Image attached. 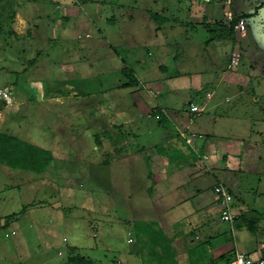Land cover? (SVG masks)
I'll list each match as a JSON object with an SVG mask.
<instances>
[{"label":"rangeland","instance_id":"1","mask_svg":"<svg viewBox=\"0 0 264 264\" xmlns=\"http://www.w3.org/2000/svg\"><path fill=\"white\" fill-rule=\"evenodd\" d=\"M229 12L234 19L249 15L242 18L244 35L216 32L228 29ZM156 56L160 61L148 67L149 80L163 84L188 71L194 86L189 99L206 107L195 123L208 126L218 115L219 132L232 133L234 119L224 117L222 108L210 110L195 87L202 93L206 85L215 89L216 69L227 70L221 75L226 83L236 82L237 69L240 74L243 67H261L264 0H0V101L6 105L0 136L53 154L44 173L0 170V264H68L77 255L94 264H219L222 256L257 254L264 247L263 168L245 174L241 195H232V212L242 216L236 222L222 220L211 191L209 198L177 195L169 206L195 201L189 208L183 204V212L165 214L168 203L156 193L168 170L149 154L164 141L150 138L161 135L158 120L167 123L175 108L163 113L152 107L147 113L155 118L136 120V94L143 90L142 99L154 98L137 74V60L148 66ZM249 76L252 88L223 106L240 101L235 118L247 115L250 94L261 90L258 83L264 86ZM132 78L137 82L125 86ZM221 89L220 97L233 94L224 84ZM186 108L177 106V113ZM169 131L171 139L179 136Z\"/></svg>","mask_w":264,"mask_h":264},{"label":"crops","instance_id":"2","mask_svg":"<svg viewBox=\"0 0 264 264\" xmlns=\"http://www.w3.org/2000/svg\"><path fill=\"white\" fill-rule=\"evenodd\" d=\"M200 2H202V0H200ZM198 14V12L195 13V15ZM185 35H187V32H185ZM155 38L157 37L155 36ZM173 40H175L174 37L170 38L167 44L171 43ZM214 41L215 39L212 42ZM176 42H178V40L174 41V43ZM232 55V61L235 62L234 57L236 52ZM167 58H169V56H167ZM211 58L216 59V56H211ZM153 59L154 60L151 59L149 61L150 64L148 63V66L144 63L146 62L144 59H138L144 63L143 65H141V63L137 60V74H140L141 80L148 81L146 84L149 87L146 88L145 91L148 93L153 90L152 92L154 98L152 99L147 97L145 100V97L143 96L144 98L142 99L141 95L146 94L143 93V90L136 94L138 97L136 99V105L140 109L139 117L136 118V120H140L141 122L144 120L146 121L144 123H147L155 118V115L150 116L147 113L152 107H156L157 109L159 108L163 113L168 112V107L175 108L173 110L174 113L169 117L167 116L168 121L172 122L171 127L168 121L167 123L166 121L165 123L164 121L159 123L158 120V125L162 126L163 132L159 137H155L154 135L150 138L153 141L160 138L164 141L162 145L161 143L156 144L157 147H153L154 153L149 154H153L154 163L155 158L160 159L159 161L163 162L165 169L168 170V173L164 175L162 184H160L163 189L162 191L161 189H158L156 194L162 192L164 202L168 203V206L169 201L175 199L177 195L182 196V194L184 195L185 193H188L191 196L194 195L196 199L203 197L209 198V191H211L212 201L218 203L215 200L214 194V187L217 185H224L234 196L237 194L241 195V188L244 187V175L247 173L260 174L259 169H264V86L258 83L261 90L250 94L252 100L251 102H247V106L250 107V111L247 109V115L242 118H235L233 116L234 110H236L238 106L240 108L242 107L240 101H237L233 106H227L224 108L223 106L227 103H231L232 99L234 101L238 99L240 95L245 94V89L250 90L252 88V86L249 87L248 85V82L252 80V77L249 76L251 72L255 75L254 78H257V81L264 80V62L262 61L263 63L261 64V67H257L255 70H253L255 66L250 65L251 68L249 70L251 71H248V69L243 67L240 70V74L237 69V71H235L237 73L234 74V80L235 77L237 78L235 80L236 82L224 83L223 80L225 77H221V75H224L227 70L223 68L224 72H222L220 69H216L214 79L216 82L215 89L214 87L210 88L212 85H206L207 87L204 93H202V91H200V87H195L197 95L204 94L202 96L205 97L206 102L209 106H211L210 110L213 111L215 109L222 108L224 110V114H222L224 117H232L234 119V126H228L234 130L232 129V133L224 135L217 129V123L220 120V116L218 115L211 118L208 126H205L204 123H195V118L203 117L206 112V107L205 105H200L189 99L192 95V90L194 89V86H191L188 83L189 72L186 71L182 74L178 73V75L175 74L169 78H164L162 79L164 80L163 84H160L161 80H156L157 82L154 80L151 81L148 78L150 76V73L148 72L150 68L148 67H151V65L154 66V61L156 63L160 61L157 56L153 57ZM171 60L174 62L173 56H171ZM165 73L167 72L165 71L163 74ZM210 79L211 81H214L213 78ZM209 82L210 81H207L206 83L209 84ZM178 83H180V85ZM154 84L156 86H154ZM223 84L226 87V92L231 91L233 94H227L224 97H220L222 90L224 91V89H221ZM43 85L44 83L42 81L38 83V87H41V89H44ZM37 89L35 88L36 91ZM171 96L175 97V99H171ZM176 98H181L182 101L178 102L176 101ZM183 103L189 105V109L186 108L183 113L185 117L183 114L177 113L178 109H176L177 106H181ZM191 105L201 106L204 111L201 114L192 113ZM225 108L228 109L225 110ZM240 119L241 121H239ZM170 129L179 136H176L175 139H171L169 137ZM163 135L166 136L164 137ZM189 140L191 142H188ZM92 151H99V147ZM175 154L179 157L176 158L172 156ZM123 161H125V159ZM5 169L9 170L10 168L6 165L0 164V170ZM8 177L9 176H6L7 179ZM13 183L14 182H11L10 185ZM192 200L194 199L188 200L187 203L185 200L180 199L175 205L167 207V212H165V214L172 211L174 212L176 210H173L174 208H177L179 212H183L181 210L183 204L185 205L186 203V208H189V204H191L190 202H192ZM170 207H172V209ZM235 210L236 208H234V211ZM26 217L27 216L23 214V219H20L24 220ZM21 223L22 221L20 220V224ZM47 234L48 230L44 235L47 236Z\"/></svg>","mask_w":264,"mask_h":264},{"label":"trees","instance_id":"3","mask_svg":"<svg viewBox=\"0 0 264 264\" xmlns=\"http://www.w3.org/2000/svg\"><path fill=\"white\" fill-rule=\"evenodd\" d=\"M220 1L222 4H224L222 0ZM155 16L156 14L154 15V17ZM242 18H249V15H243L237 17L236 19H234L233 23L235 24L239 19ZM215 24H217V26L223 25L222 21L220 22L217 21L215 22ZM216 32H218L220 36L226 38L228 37V34L229 35L234 34L235 31L234 28L232 27H228V29L226 27H220L219 30H217ZM213 33L215 32H212V34ZM210 41L212 42L213 39ZM128 74L129 75L131 74L130 71L128 72ZM136 82L137 80L135 78H132V81L125 86H133ZM0 104H1L0 109L1 107L6 106L5 101H0ZM162 118L163 119H161L160 117L159 123L164 121V117ZM52 160H53V156L51 152H49L46 149H43L27 141L19 140L18 138L12 135L3 134L0 136V164L6 165L10 169H24V170L34 171L37 173H44L45 168L49 165V163ZM230 193L232 194V192ZM21 213L24 212L20 211L19 214L21 215ZM12 216L13 215L8 216V218H6L7 219L6 222H8V220L10 221V217L11 218L14 217ZM241 218L242 216L235 214L234 219L230 221V223H233L234 221L236 222L238 219ZM236 253L237 252H235L232 256L231 254L222 256L220 260L221 262L219 264L229 261L235 256ZM69 264H94V262H92V260L87 259L86 257L77 255V256H72L70 258Z\"/></svg>","mask_w":264,"mask_h":264},{"label":"built area","instance_id":"4","mask_svg":"<svg viewBox=\"0 0 264 264\" xmlns=\"http://www.w3.org/2000/svg\"><path fill=\"white\" fill-rule=\"evenodd\" d=\"M208 1V0H206ZM225 5H230L232 0H222ZM232 14L227 13V18L224 24L227 27L234 28V31L244 35L245 34V21L240 19L235 24ZM3 99L10 102V97L7 93L3 94ZM204 109L198 105H191V112L201 114ZM188 142H191L190 140ZM215 200L222 206V220L230 222L234 219L235 214L232 212L233 196L224 185H217L214 187ZM222 264H264V247L260 249L257 254H245L237 252L235 256L227 262Z\"/></svg>","mask_w":264,"mask_h":264}]
</instances>
